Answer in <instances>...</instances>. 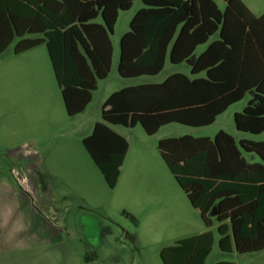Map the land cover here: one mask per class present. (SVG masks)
Masks as SVG:
<instances>
[{
  "label": "trees",
  "instance_id": "16d2710c",
  "mask_svg": "<svg viewBox=\"0 0 264 264\" xmlns=\"http://www.w3.org/2000/svg\"><path fill=\"white\" fill-rule=\"evenodd\" d=\"M222 1L220 9L215 0H141L119 37L118 75H156L166 57L174 65L186 59L192 64L188 75L174 72L160 82L125 86L103 101L101 121L81 144L109 188L117 183L128 148L111 126L138 124L147 135L169 123L206 126L249 95L233 114L234 127L253 135L264 131V13L253 14L241 0ZM132 2L0 0V54L13 40V54L44 44L65 112L74 116L90 102L97 81L108 75L110 35L118 12ZM204 43L205 49L194 55ZM157 150L206 228L163 246L162 264H204L213 245L212 219L220 251L264 250V141H235L218 130L212 138H160ZM82 264L95 263L85 257Z\"/></svg>",
  "mask_w": 264,
  "mask_h": 264
},
{
  "label": "rangeland",
  "instance_id": "374dc122",
  "mask_svg": "<svg viewBox=\"0 0 264 264\" xmlns=\"http://www.w3.org/2000/svg\"><path fill=\"white\" fill-rule=\"evenodd\" d=\"M215 1L220 9L224 7L222 0ZM241 1L253 14L264 13V0ZM139 6L140 0H135L129 10L119 12L110 35L113 57L108 75L97 81L90 102L76 116L65 112L44 44L13 54V40L0 54V168L7 172L14 168L17 180L25 176L27 185H37L39 195L30 193L28 200L41 215L48 216L51 233L62 230L63 245L72 258L66 264H82L84 256L95 264H162L159 250L163 246L205 229L158 153L160 138L183 134L212 138L224 130L235 141L264 140V131L253 135L234 127L233 112L241 110L248 95L206 126L169 123L152 135L145 134L138 124L111 126L126 139L128 148L116 185L109 188L105 184L81 144L91 122L101 121L102 101L125 86L161 81L176 71L189 74L186 62L174 65L166 57L156 75H118L119 37L128 30ZM243 154L250 159V154ZM212 221L213 245L204 264L256 262L259 254L236 259L233 253L220 251ZM0 259V264H27V250Z\"/></svg>",
  "mask_w": 264,
  "mask_h": 264
},
{
  "label": "crops",
  "instance_id": "0c3cea01",
  "mask_svg": "<svg viewBox=\"0 0 264 264\" xmlns=\"http://www.w3.org/2000/svg\"><path fill=\"white\" fill-rule=\"evenodd\" d=\"M134 1L135 0H133V2ZM133 2L130 8L132 7ZM141 6H142V3L140 0V6L133 12V15ZM118 15H119V12H118ZM116 21H117V18H116ZM213 38L214 36H212L209 40H212ZM206 45L207 43L198 45L195 48L194 55H198L200 52H202L205 49ZM198 49L200 50L197 52ZM112 57H113V48H112L111 61H112ZM186 63L188 64V66L192 64L188 62ZM188 71H190V68L188 69ZM199 75H202V74H199ZM152 82H160V81H152ZM142 83H147V82H142ZM142 83H137V84H142ZM137 84H132V85H137ZM248 99H249V95L245 103L241 106V109L244 107ZM238 102H235L234 104ZM234 104H231L230 106ZM230 106H228L225 110H227ZM234 112H238V111L235 110ZM95 122L97 121L91 122L89 126L90 130L88 134L90 133L92 126ZM246 139H249V138H246ZM251 140H254V139H251ZM254 141H264V140H254ZM13 171L14 173L17 172L16 170H14V168H11L8 172L0 168V257L5 256V255L7 256L10 255L13 257L18 251L27 250V264H63V262H65V264L69 263L72 260V258H71V255L68 254V252L66 251L65 246L63 245L62 230L51 233V228L49 229V224L47 221L48 216L46 214L41 215L39 210H37L31 204V201L29 202L28 200V195L30 193H32L33 195L34 194L39 195L37 185L36 184H35L36 186L27 185V180L25 176L23 179L19 178V180H17V178L15 177V174H13ZM193 209L196 210V212H198L197 209L195 208ZM55 214L52 213V217L55 216ZM57 219H58V216L56 214V220ZM204 230H206V228ZM204 230H200L198 233L203 232ZM48 231H50V233ZM184 237H187V236H184ZM263 251L264 250L255 252V254H259L258 255L259 257H257L256 262L246 261L243 264H250V263L251 264H264V254L260 255L262 254ZM232 253L236 259H239L240 257H245L246 255L247 256L249 255L248 257L250 259L252 257V254H254V253L236 254L235 252H232ZM85 257L87 256H84V258ZM232 262H234V264H237L233 260Z\"/></svg>",
  "mask_w": 264,
  "mask_h": 264
},
{
  "label": "water",
  "instance_id": "95a60500",
  "mask_svg": "<svg viewBox=\"0 0 264 264\" xmlns=\"http://www.w3.org/2000/svg\"><path fill=\"white\" fill-rule=\"evenodd\" d=\"M185 62H188V63H192V60H190V59H186L185 60ZM215 214V211H213V210H211L210 212H209V216H213Z\"/></svg>",
  "mask_w": 264,
  "mask_h": 264
}]
</instances>
